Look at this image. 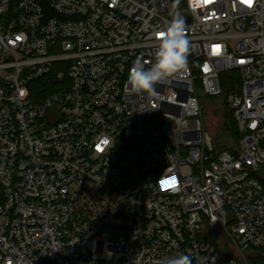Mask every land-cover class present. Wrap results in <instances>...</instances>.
<instances>
[{"label":"built area","instance_id":"built-area-1","mask_svg":"<svg viewBox=\"0 0 264 264\" xmlns=\"http://www.w3.org/2000/svg\"><path fill=\"white\" fill-rule=\"evenodd\" d=\"M177 13L186 68L131 90ZM230 72L239 142L215 151L201 97L220 99ZM178 253L264 263V0H0V264Z\"/></svg>","mask_w":264,"mask_h":264},{"label":"clouds","instance_id":"clouds-1","mask_svg":"<svg viewBox=\"0 0 264 264\" xmlns=\"http://www.w3.org/2000/svg\"><path fill=\"white\" fill-rule=\"evenodd\" d=\"M158 35L159 47L151 67H145V62L138 58L129 70L127 86L135 92L155 94L157 84L187 66L189 39L183 17L177 13L163 33ZM160 264H193V259L190 254L178 253L161 260Z\"/></svg>","mask_w":264,"mask_h":264},{"label":"rangeland","instance_id":"rangeland-1","mask_svg":"<svg viewBox=\"0 0 264 264\" xmlns=\"http://www.w3.org/2000/svg\"><path fill=\"white\" fill-rule=\"evenodd\" d=\"M235 90H231L229 94H233ZM202 101V117L204 132L212 139L213 148L215 151H220L224 148H232L235 146L236 140L233 133L226 129L225 119L226 115L229 116L228 105H224L222 100L208 97H201ZM108 233L105 231L101 236ZM216 237L221 242V247L224 251L231 255H238L236 249L232 247L230 241L224 236L222 232L216 231ZM221 233V234H220ZM126 237L124 231H117L114 234V239L119 241ZM259 261L258 257L252 258L251 264H256Z\"/></svg>","mask_w":264,"mask_h":264},{"label":"trees","instance_id":"trees-1","mask_svg":"<svg viewBox=\"0 0 264 264\" xmlns=\"http://www.w3.org/2000/svg\"><path fill=\"white\" fill-rule=\"evenodd\" d=\"M36 86H37L38 90H41V92L45 93V96L52 94V92H54V90H55L51 87V79L50 78L39 80L36 83ZM238 86H240V80H239L237 72H230V73L223 74L222 75L223 95L219 100H222L224 105H226V104L228 105L227 98L230 95L229 94L230 91L232 89L235 90ZM228 108H229L228 109L229 116H227V115L225 116L226 117L225 127L227 130H229L230 132L233 133V137L235 138L237 144L235 146H233L232 148H224V149H234L238 145L239 137H238V133H237V125H236V121L234 118V114L230 110V107H228Z\"/></svg>","mask_w":264,"mask_h":264},{"label":"water","instance_id":"water-1","mask_svg":"<svg viewBox=\"0 0 264 264\" xmlns=\"http://www.w3.org/2000/svg\"><path fill=\"white\" fill-rule=\"evenodd\" d=\"M258 258H259V261H258L256 264H264V263L262 262L261 257H258ZM251 260H252V258H249V264H251Z\"/></svg>","mask_w":264,"mask_h":264}]
</instances>
